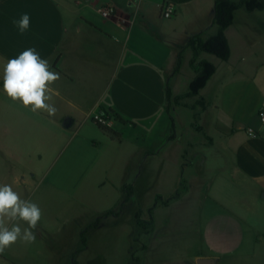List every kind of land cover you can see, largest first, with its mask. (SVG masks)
Instances as JSON below:
<instances>
[{
  "label": "crops",
  "instance_id": "crops-1",
  "mask_svg": "<svg viewBox=\"0 0 264 264\" xmlns=\"http://www.w3.org/2000/svg\"><path fill=\"white\" fill-rule=\"evenodd\" d=\"M214 1L0 0L2 121L26 111L49 120L46 111L33 112L31 105L13 101L3 89L7 61L33 47L60 75L48 86L51 100L46 102L60 108L55 119L62 128L75 125L79 117L112 142L91 116L113 111L127 122L112 127L121 135L119 145L124 128L130 127L135 131L131 140L140 142L146 157L164 159L165 149L176 139L154 148L148 143L161 140L170 100L188 92L194 72L191 52L183 46L197 33H212ZM164 5L174 11L169 19L160 15ZM105 8L111 12L102 17ZM23 13L31 21L21 35L12 21ZM224 35L230 51L226 61L204 52L195 61L215 67L193 97L221 123L211 121L201 191L166 208L174 224L184 221L172 229L173 238L184 234L185 246L195 248L192 258L179 257L173 264L189 259L196 264L198 258H211L214 264H264V124L258 120L264 107V10H235ZM248 128L254 136L246 133ZM177 165L181 172V150ZM180 229L185 233H178ZM0 262L7 260L0 255Z\"/></svg>",
  "mask_w": 264,
  "mask_h": 264
},
{
  "label": "rangeland",
  "instance_id": "rangeland-1",
  "mask_svg": "<svg viewBox=\"0 0 264 264\" xmlns=\"http://www.w3.org/2000/svg\"><path fill=\"white\" fill-rule=\"evenodd\" d=\"M208 110L195 97L170 100L161 140L148 143L154 148L176 139L162 159L146 157L140 142L131 140L135 131L130 127L124 128L119 145L79 117L62 128L55 116L45 120L29 111L2 121L0 108V185H10L42 210L35 241L18 240L2 255L7 263L0 264H173L179 257L192 258L195 248L185 246V229L177 238L171 234L184 221L174 224L166 208L201 191L211 121L221 123ZM130 184L133 193L125 201ZM0 222L13 223L7 217Z\"/></svg>",
  "mask_w": 264,
  "mask_h": 264
},
{
  "label": "clouds",
  "instance_id": "clouds-1",
  "mask_svg": "<svg viewBox=\"0 0 264 264\" xmlns=\"http://www.w3.org/2000/svg\"><path fill=\"white\" fill-rule=\"evenodd\" d=\"M30 15L21 14L12 23L23 35L30 28ZM58 72L51 70L49 62L40 57L39 52L29 47L17 57L10 59L4 66L3 89L13 101H22L23 106H32L31 110H44L49 116H55L57 109L46 101L51 97L46 95L48 86L59 80ZM7 217L13 223L11 227L0 222V255L18 240L32 243L36 239L34 230L41 218V208L31 200L21 199L10 185H0V218ZM27 224L21 228L20 222Z\"/></svg>",
  "mask_w": 264,
  "mask_h": 264
},
{
  "label": "trees",
  "instance_id": "trees-1",
  "mask_svg": "<svg viewBox=\"0 0 264 264\" xmlns=\"http://www.w3.org/2000/svg\"><path fill=\"white\" fill-rule=\"evenodd\" d=\"M237 9H242L246 12L264 10V0H215L213 4V17L211 21L212 33L206 37H202L201 33L191 36L183 48H188L191 52L189 65L194 72V76L189 83L188 92L184 95L187 97L196 96L200 89L203 88L208 78L213 74L215 67L211 63L201 60L195 64L197 56L200 52H204L213 56L219 61H226L229 57V46L224 35V31L232 24L233 13ZM195 64V65H194ZM177 69V67H176ZM166 97L170 98L168 87L165 89ZM106 116H111L115 123L125 125L127 122L117 113L109 111ZM91 121L96 127L112 141L120 143L121 135L113 130V128L100 125ZM172 126V125H171ZM182 169V166H181ZM181 173V172H180ZM126 200L132 195L133 190L131 184L124 190ZM158 197V196H157ZM98 218L91 224L92 227H97ZM82 247H85V237L81 236Z\"/></svg>",
  "mask_w": 264,
  "mask_h": 264
},
{
  "label": "built area",
  "instance_id": "built-area-1",
  "mask_svg": "<svg viewBox=\"0 0 264 264\" xmlns=\"http://www.w3.org/2000/svg\"><path fill=\"white\" fill-rule=\"evenodd\" d=\"M111 10L109 8L101 9L100 15L102 17H107L110 14ZM174 11L171 6L164 5L160 10V15L162 18L169 19L173 16ZM91 119L94 120L95 123H98L103 126H107L112 128L114 125V120L111 116H106L105 114L96 113L91 116ZM258 120L261 124H264V107L258 113ZM246 133L250 136H254V132L251 129H246Z\"/></svg>",
  "mask_w": 264,
  "mask_h": 264
},
{
  "label": "water",
  "instance_id": "water-1",
  "mask_svg": "<svg viewBox=\"0 0 264 264\" xmlns=\"http://www.w3.org/2000/svg\"><path fill=\"white\" fill-rule=\"evenodd\" d=\"M196 264H214V260L211 258H198Z\"/></svg>",
  "mask_w": 264,
  "mask_h": 264
}]
</instances>
